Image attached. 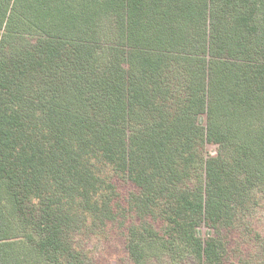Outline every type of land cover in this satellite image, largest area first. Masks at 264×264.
<instances>
[{"label": "trees", "instance_id": "16d2710c", "mask_svg": "<svg viewBox=\"0 0 264 264\" xmlns=\"http://www.w3.org/2000/svg\"><path fill=\"white\" fill-rule=\"evenodd\" d=\"M12 1L0 0V264H82L53 197L65 189L67 214L88 215L78 198L103 182L98 164L136 190L138 264H223L232 229L264 264L253 227L264 208V0H20L42 33L26 38L2 33ZM200 113L216 157L197 155ZM95 198V216L113 211ZM24 203L38 208L32 221Z\"/></svg>", "mask_w": 264, "mask_h": 264}, {"label": "rangeland", "instance_id": "374dc122", "mask_svg": "<svg viewBox=\"0 0 264 264\" xmlns=\"http://www.w3.org/2000/svg\"><path fill=\"white\" fill-rule=\"evenodd\" d=\"M29 13L30 11L26 9L24 3L20 0H13L8 14L11 18V24L8 26L10 31L8 29L6 31L2 30V33L11 34L12 37L20 36L25 38L36 37L42 34L36 32L35 26L30 23L28 24L31 20ZM66 47H70V44L67 43ZM123 55V50L117 49L116 52H113L111 61L114 64V69H124L126 67ZM81 71L84 72V77L82 78H87L91 70L84 69ZM176 94L177 101L175 103L181 101L184 97L182 94ZM162 101L169 105L174 102V97L163 98ZM196 118L195 124L203 130V139L197 143V155L204 159L216 157L220 149L218 144L212 138L204 135L207 128L206 114H197ZM101 165H96L98 168V178L103 180V182L100 180L101 183L96 184L98 188H94L92 185L91 188H88L87 186L90 187V185L84 181H82L83 185L80 184L81 188H88L90 190L87 192L83 190L78 198L80 204L85 200L84 205H87L88 215L77 214L75 211H72L70 215L67 214V210L72 209V207L67 201L68 198H64L66 190L63 189L61 190L62 193L61 191H56L53 197L54 201L58 202V204L56 203V208H60L57 212L58 219L61 220L63 218L61 222L74 224V226L72 225V231H74L75 246L78 247L76 249L78 253L76 256L82 264H138L135 258L131 256L129 248L130 239L132 237L137 238L139 234L138 226L140 222L136 212L130 210L132 206L129 203L131 195L135 194L136 190L126 178L120 175V172L116 168L112 169V167L107 166L100 169ZM0 173H3L2 167H0ZM97 196H109L107 201H110L113 211H108L104 215L99 214L98 217L97 215L95 216L96 208L93 206L91 208L89 205L92 202H90V198L96 199L95 197ZM11 206L12 204L8 203L7 208L10 211H12ZM23 207L26 208L21 213L25 214L27 220L32 221L36 217L35 214H38L36 210L38 208H34V211L32 205L29 203H24ZM258 212L257 217L254 218L253 227L255 231H259L264 236V208L259 209ZM155 226L159 225L156 223ZM198 229L202 238L209 237L212 234L211 230L204 223H201ZM26 231L33 233V230ZM223 234L227 247V257L223 264H242V261L245 260H250V264H258L262 261V251L258 250L254 240L251 241L245 236L246 233L242 229L224 230ZM16 235L18 234L16 233ZM185 263L199 264L192 259H186L185 262L180 264Z\"/></svg>", "mask_w": 264, "mask_h": 264}]
</instances>
